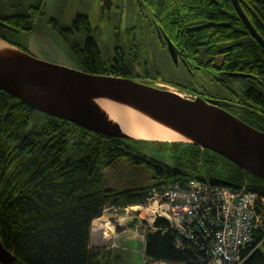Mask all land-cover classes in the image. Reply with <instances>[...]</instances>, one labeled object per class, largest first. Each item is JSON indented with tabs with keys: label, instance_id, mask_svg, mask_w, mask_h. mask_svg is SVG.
I'll use <instances>...</instances> for the list:
<instances>
[{
	"label": "trees",
	"instance_id": "obj_1",
	"mask_svg": "<svg viewBox=\"0 0 264 264\" xmlns=\"http://www.w3.org/2000/svg\"><path fill=\"white\" fill-rule=\"evenodd\" d=\"M108 2V0H107ZM255 31L264 40V0H237ZM141 14L150 11V24L167 37L173 51L192 75L170 77L150 71L142 63V75L128 67L119 43L104 61L88 16L78 14L73 28L60 34L70 46L75 68L92 73L131 77L152 84L169 83L193 95L222 98L220 106L252 127L264 131V43L259 42L242 20L233 0H138ZM41 6H29L24 14L1 20L20 30H32ZM83 26L84 40L75 38ZM134 27L129 48L136 55ZM0 37L29 53L21 44ZM159 38V37H158ZM162 46L165 41L159 39ZM30 54V53H29ZM196 67L197 69L193 68ZM214 75L228 95L211 92L197 73ZM229 73L246 74L262 85L249 86L242 95L226 85ZM213 94H211V93ZM0 88V246L10 253L0 264H109L100 247L90 246V222L107 205L140 204L154 188L177 181L206 177L230 186H245L264 195V180L226 157L197 144L108 137L49 115L41 128L20 135L34 110ZM226 101L228 104H226ZM90 141V142H89ZM89 152L77 159H61L68 143H91ZM151 151L147 153L146 151ZM160 222L158 226H164ZM145 253L154 259L181 261L189 254L173 247L169 236L148 232ZM189 259V258H188ZM243 264H264V252L254 251Z\"/></svg>",
	"mask_w": 264,
	"mask_h": 264
},
{
	"label": "water",
	"instance_id": "obj_2",
	"mask_svg": "<svg viewBox=\"0 0 264 264\" xmlns=\"http://www.w3.org/2000/svg\"><path fill=\"white\" fill-rule=\"evenodd\" d=\"M233 3L252 35L263 42L238 5ZM170 55L175 59L172 44L158 30ZM1 40L6 41L2 37ZM14 59L0 57V88L15 98L27 102L31 108L54 117L65 119L87 130L108 137H130L117 124L104 120V114L87 102L91 96H109L136 103L155 113L170 124L180 128L200 147L208 148L264 180V131L258 130L218 104V100L200 96L187 98L178 91L138 81L130 77L92 73L36 58L19 49ZM231 76H246L229 73ZM106 214L117 215L116 207L106 209ZM126 213L125 223L135 221L148 224L140 218L139 209L133 207ZM166 222L157 216L154 225ZM9 252L0 246V259Z\"/></svg>",
	"mask_w": 264,
	"mask_h": 264
},
{
	"label": "rangeland",
	"instance_id": "obj_3",
	"mask_svg": "<svg viewBox=\"0 0 264 264\" xmlns=\"http://www.w3.org/2000/svg\"><path fill=\"white\" fill-rule=\"evenodd\" d=\"M0 0V16H7L16 13H26L29 6L40 5L42 13L35 21L32 30H20L19 32H4L7 37L21 44L31 55L36 58L74 67V56L70 46L60 34L61 28H73V20L78 14L88 16L92 31L90 32L97 40L104 61L108 62L113 56V43L116 40L125 54V60L128 67L135 74L142 75V63L148 62L150 71L160 70L162 73L169 74L172 70V57L167 45L162 46L159 43L158 35L153 32L150 24V11H143L141 14L138 0ZM134 27L133 35L136 41V55L133 58L132 50L129 48L131 34L127 30ZM75 38L79 41L84 40L87 32L83 26L75 31ZM197 76L208 82L205 73H197ZM130 77V78H131ZM226 85L242 95L249 86H255L262 89L260 82L254 78L244 76H227ZM152 85L160 86L166 89L175 90L176 87L169 83L151 81ZM208 90L218 91L222 95H228L225 89H222L214 81L208 82ZM17 98H9L10 103H15ZM50 118L49 114L34 109L29 116L28 122L21 129L20 135H24L31 130L41 128L45 121ZM159 141V140H156ZM90 142V141H89ZM91 143L82 145H73L68 143L61 159H77L89 152ZM150 153L151 151H146ZM142 203V202H141ZM152 203V204H148ZM116 207L117 215L106 214V209L112 205L103 208L102 213L94 222H90V246L100 247L109 257V264H144L142 257L141 244H143V232L150 231L143 229L144 223L135 221V225L129 226L125 223L126 213L130 206ZM141 205H154L150 208L147 215L139 213L140 218H145L148 223L152 217L153 210L158 207L153 200L145 199ZM115 207V206H114ZM136 209V208H134ZM140 210V209H139ZM122 216V223L117 220ZM148 226V224H145ZM154 225V223H153ZM155 226V225H154ZM148 229V227H147Z\"/></svg>",
	"mask_w": 264,
	"mask_h": 264
},
{
	"label": "built area",
	"instance_id": "obj_4",
	"mask_svg": "<svg viewBox=\"0 0 264 264\" xmlns=\"http://www.w3.org/2000/svg\"><path fill=\"white\" fill-rule=\"evenodd\" d=\"M175 90L187 98L196 96ZM146 199L159 208L143 229L167 234L173 247L189 254V259L172 262L147 256L143 232L144 264H243L252 252H264V195L244 185L192 178L158 186ZM157 216L166 219L164 226L153 225Z\"/></svg>",
	"mask_w": 264,
	"mask_h": 264
},
{
	"label": "bare ground",
	"instance_id": "obj_5",
	"mask_svg": "<svg viewBox=\"0 0 264 264\" xmlns=\"http://www.w3.org/2000/svg\"><path fill=\"white\" fill-rule=\"evenodd\" d=\"M18 54L22 52L0 39L1 58L12 60ZM168 90L173 91L170 88ZM87 102L104 114L105 121L117 124L122 132L132 138L168 142L194 141L180 128L136 103L109 96H91L88 97ZM153 207L154 205H137L133 208H139L141 215H147ZM117 220L122 223V216L119 215Z\"/></svg>",
	"mask_w": 264,
	"mask_h": 264
},
{
	"label": "flooded vegetation",
	"instance_id": "obj_6",
	"mask_svg": "<svg viewBox=\"0 0 264 264\" xmlns=\"http://www.w3.org/2000/svg\"><path fill=\"white\" fill-rule=\"evenodd\" d=\"M105 4H107V0L105 1ZM32 6H37V5H32ZM16 14H22V13H16ZM16 14H11V15H16ZM11 15H7V16H11ZM5 17V16H4ZM3 16H0V32L1 31H7V32H12L16 29H19L18 26H11L10 24H7V23H3V21L1 20L2 18H4ZM6 35V34H5ZM9 38V37H7ZM11 39V38H9ZM175 54V53H174ZM171 56V55H170ZM172 57V56H171ZM171 67H172V70L169 71L170 73V77H172L173 75H176L177 73L181 74V75H185L187 77L190 78V75H192V72L190 71L187 63L181 59L180 57H177V55L175 54V59L172 58V62H171ZM193 68L197 69L196 67L193 66ZM198 70V69H197ZM142 72H143V69H142ZM190 74V75H189ZM206 76H207V79H208V82L210 84V79L212 80H215V76L214 75H209L207 74V72H205ZM197 76V75H196ZM204 79L200 78V83L201 84H204ZM206 82V81H205ZM204 85H208L207 83H205ZM211 93V92H210ZM213 94V93H211ZM197 96V95H196ZM206 99H214V100H218V104L220 105L222 101H224L222 98H218V97H215L214 95H207L204 97ZM226 104H228V102L226 101Z\"/></svg>",
	"mask_w": 264,
	"mask_h": 264
}]
</instances>
